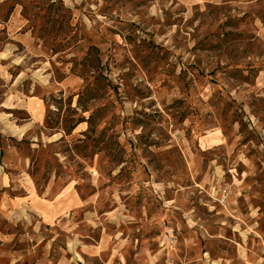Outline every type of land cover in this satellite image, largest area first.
Segmentation results:
<instances>
[{
  "label": "rangeland",
  "instance_id": "374dc122",
  "mask_svg": "<svg viewBox=\"0 0 264 264\" xmlns=\"http://www.w3.org/2000/svg\"><path fill=\"white\" fill-rule=\"evenodd\" d=\"M0 264H264V0H0Z\"/></svg>",
  "mask_w": 264,
  "mask_h": 264
}]
</instances>
